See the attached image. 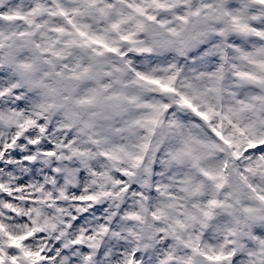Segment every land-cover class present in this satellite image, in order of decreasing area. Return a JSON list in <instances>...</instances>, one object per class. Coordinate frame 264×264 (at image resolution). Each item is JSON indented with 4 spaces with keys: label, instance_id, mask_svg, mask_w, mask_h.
Wrapping results in <instances>:
<instances>
[{
    "label": "snow or ice",
    "instance_id": "obj_1",
    "mask_svg": "<svg viewBox=\"0 0 264 264\" xmlns=\"http://www.w3.org/2000/svg\"><path fill=\"white\" fill-rule=\"evenodd\" d=\"M0 264H264V0H0Z\"/></svg>",
    "mask_w": 264,
    "mask_h": 264
}]
</instances>
